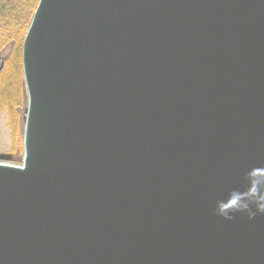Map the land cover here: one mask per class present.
<instances>
[{"label": "water", "instance_id": "obj_1", "mask_svg": "<svg viewBox=\"0 0 264 264\" xmlns=\"http://www.w3.org/2000/svg\"><path fill=\"white\" fill-rule=\"evenodd\" d=\"M21 61L0 264H264V0H38Z\"/></svg>", "mask_w": 264, "mask_h": 264}, {"label": "trees", "instance_id": "obj_2", "mask_svg": "<svg viewBox=\"0 0 264 264\" xmlns=\"http://www.w3.org/2000/svg\"><path fill=\"white\" fill-rule=\"evenodd\" d=\"M37 3L38 0H0V56L7 53L0 68V83L10 81V69L15 70L17 75L22 73L23 38ZM7 89L9 97L5 103L0 100V105L2 102L5 104L12 121L17 112L16 107L19 106V99L13 89L12 92Z\"/></svg>", "mask_w": 264, "mask_h": 264}, {"label": "rangeland", "instance_id": "obj_3", "mask_svg": "<svg viewBox=\"0 0 264 264\" xmlns=\"http://www.w3.org/2000/svg\"><path fill=\"white\" fill-rule=\"evenodd\" d=\"M6 55L7 53H3L0 56V68ZM9 71L10 81L8 83H5V81L4 83H0V100L5 103L9 97L6 89L8 88L7 90H10V92H12L11 89H13L15 91L14 93L17 95V99H19L17 101L19 106L16 107L17 112L11 121L5 104L2 102L0 105V153L11 154V160L0 161L8 164L20 165L23 155L22 132L27 98L22 73L17 75L15 70L10 69Z\"/></svg>", "mask_w": 264, "mask_h": 264}, {"label": "clouds", "instance_id": "obj_4", "mask_svg": "<svg viewBox=\"0 0 264 264\" xmlns=\"http://www.w3.org/2000/svg\"><path fill=\"white\" fill-rule=\"evenodd\" d=\"M260 210H261V211H264V208H261Z\"/></svg>", "mask_w": 264, "mask_h": 264}]
</instances>
